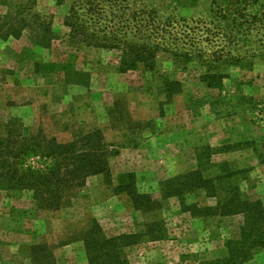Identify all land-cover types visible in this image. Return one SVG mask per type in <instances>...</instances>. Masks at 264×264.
Instances as JSON below:
<instances>
[{"label":"rangeland","instance_id":"rangeland-1","mask_svg":"<svg viewBox=\"0 0 264 264\" xmlns=\"http://www.w3.org/2000/svg\"><path fill=\"white\" fill-rule=\"evenodd\" d=\"M92 1L0 0V137L67 144L99 130L110 168L59 210L0 185V264H34L37 244L56 264H90L93 221L111 237L163 220L165 238L123 249L128 264L225 258L244 223L223 215L230 200L264 209V0ZM143 43L155 58L127 55ZM52 163L31 154L23 168ZM131 175L154 211L134 207ZM246 264H264V245Z\"/></svg>","mask_w":264,"mask_h":264},{"label":"trees","instance_id":"trees-1","mask_svg":"<svg viewBox=\"0 0 264 264\" xmlns=\"http://www.w3.org/2000/svg\"><path fill=\"white\" fill-rule=\"evenodd\" d=\"M129 0H107L110 4H127ZM136 0H133V2ZM97 10L95 0L87 2ZM95 11H92L93 13ZM100 10L98 9V13ZM157 13L148 11V16L154 17ZM76 18L73 12L71 19ZM78 19H74V22ZM73 21V20H72ZM138 31V29H136ZM114 41H119L117 37ZM120 42V41H119ZM124 45L123 42H120ZM158 44H141L129 46L127 55H135V59L145 62L144 54L150 53L155 58ZM125 48H127L125 46ZM122 65H124L122 63ZM172 84L178 85L173 81ZM102 133L95 130L70 143H59L56 139H38L30 137L12 140L10 137H0V185L8 190H29L39 209L59 210L66 207L74 197L75 190L82 187L87 177L91 175H110V168L101 146ZM43 154L52 159L51 166L42 168H23V162L31 154ZM134 176H129L126 191L132 198L137 210L154 211L153 205L158 201L148 194H141L134 190ZM188 185H192L189 183ZM230 203H237L235 212L230 211L223 215L243 214L244 223L240 235L226 241L228 255L225 258L212 261L210 264H246L256 247L264 245V209L260 202H251L248 199L232 198ZM93 227L85 232L86 253L90 264H128L123 258L125 247L134 245L143 237L148 240H160L167 236L163 220L148 224L145 232L135 234H121L107 236L96 221ZM31 259L34 264H56L52 249L46 244L33 245L30 248ZM162 264V263H154Z\"/></svg>","mask_w":264,"mask_h":264}]
</instances>
